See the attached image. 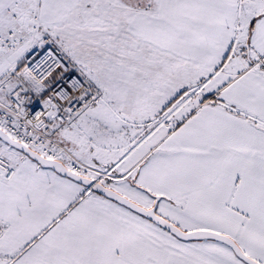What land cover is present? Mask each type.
Returning <instances> with one entry per match:
<instances>
[{
	"label": "snow or ice",
	"instance_id": "6c2138e0",
	"mask_svg": "<svg viewBox=\"0 0 264 264\" xmlns=\"http://www.w3.org/2000/svg\"><path fill=\"white\" fill-rule=\"evenodd\" d=\"M0 264H264V0H0Z\"/></svg>",
	"mask_w": 264,
	"mask_h": 264
}]
</instances>
